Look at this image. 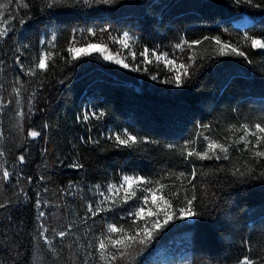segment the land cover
<instances>
[{
  "label": "trees",
  "instance_id": "16d2710c",
  "mask_svg": "<svg viewBox=\"0 0 264 264\" xmlns=\"http://www.w3.org/2000/svg\"><path fill=\"white\" fill-rule=\"evenodd\" d=\"M7 2L0 0V5ZM25 2L29 7L12 0L5 12L9 31L0 37V167L13 174L8 182L0 181V203L6 205L0 209V264H104L89 245H95L110 223L127 227L137 200L85 223L83 218L90 216L86 205L101 199L94 186L104 191L123 175L157 179L192 168L197 170L198 210L204 214L171 222L142 252L120 264H236L245 254L255 259L264 255V179L240 182L230 171L247 153L232 149L231 160L202 161L185 159L179 152L189 141H195L197 151L206 147L198 136L201 125L212 126L204 135L223 140L230 125L264 117V54L241 40L243 34L264 36V0H253L260 7L243 0H117L100 6H69L72 0H65L53 8L47 0ZM241 16L252 19L244 31L231 22ZM102 28L109 30L103 34L108 47L127 57L129 68L96 53L66 62L70 58L65 49L74 33L80 42H97L100 36L91 37L87 30L99 33ZM125 32L132 37L135 60L109 40V33L119 37ZM205 36H219L233 45L239 41L251 63L228 50L220 55L213 41L190 52L174 47ZM144 48L192 64L190 78L179 88L153 80L152 75L167 79L172 72L163 63H143ZM46 51L65 59L55 56L47 72L27 75ZM192 54L194 64L187 60ZM134 66L140 70L133 71ZM21 85L18 105L13 89ZM21 109L22 121L17 114ZM85 112L105 115L85 121ZM124 129L145 143L115 147L107 136ZM30 130L41 136L28 137ZM21 155L25 163L19 162ZM163 182L179 183L174 178ZM40 211L45 217H39ZM41 224L49 229L51 251L40 237ZM59 231L69 235L61 240L55 235Z\"/></svg>",
  "mask_w": 264,
  "mask_h": 264
},
{
  "label": "snow or ice",
  "instance_id": "6c2138e0",
  "mask_svg": "<svg viewBox=\"0 0 264 264\" xmlns=\"http://www.w3.org/2000/svg\"><path fill=\"white\" fill-rule=\"evenodd\" d=\"M21 7H29L25 0H17ZM65 0H47V6L49 8L63 6ZM117 0H72L69 6H75L79 4L83 5H113ZM244 3L249 5L260 7L259 4H253V0H243ZM12 0H8L6 4L0 5V37H5L8 34L9 28L5 24V12L11 6ZM24 23V20L20 21ZM109 32L107 28H102L99 33L93 29L87 30V35L91 37L100 36L97 42L86 41L80 42L76 38V34H73L72 40L69 46L65 49L70 59L66 62L72 63L92 56L94 53L99 54L104 60L112 61L123 68H129L130 65L125 62L127 57H122L119 51L113 52L108 47V42L103 39V34ZM53 41L55 36L52 37ZM109 40L112 43H119L121 49H127L129 55L133 60L136 59V52L131 49L130 41L132 37L127 33H123L122 36H112L109 33ZM241 40L246 44H249L251 49H256L264 54V36H251L243 34ZM204 41H213L218 46L217 51L220 55L234 54L239 57H243L249 63L246 53L240 50L239 41L233 45L231 42L222 41L219 36L208 37L203 39H197L189 42L183 40L181 43H177L174 47L180 52H190L194 46L201 45ZM228 50V51H226ZM151 55V59L149 56ZM55 56H59L60 59H65L56 53ZM55 56L53 52H43L35 66L27 70V75L36 76L38 72H47L49 70L50 62L55 63ZM143 57V63L161 64L168 68L172 75L167 79L158 78L156 75H152L153 80H159L160 83L174 84L176 87H182L189 77V68L192 64L181 61L177 62L179 57H170L167 52L158 53L157 50H150L144 48L140 53ZM195 55H189L188 61L195 63ZM133 71H139V66H134ZM21 87L14 88L13 92L18 97L16 103L20 105L22 103ZM33 97L35 93L32 94ZM11 103V101H9ZM4 107L3 98L0 97V108ZM31 112V109H29ZM18 116L22 121L25 117L24 111L21 109L18 111ZM105 114L103 112H85L83 120L87 121L90 117L100 119ZM22 127V124L20 125ZM47 127V125H45ZM201 131L198 132V136H203V139L207 142L206 147L203 150L197 151L192 145L195 141H189V143L183 145L179 152L181 156L188 160H231V150L238 149L241 153H247L246 158L241 164H234L230 169L231 175L236 177L240 182H246L248 180L264 179V117L260 118L259 122L249 124L247 122L230 125L227 129V135L223 137V140L215 139L211 136L204 135L205 131H211L212 126L204 124L200 126ZM3 131H0V139L3 138ZM28 137L35 139L41 136L40 131L30 130L27 133ZM107 139L112 141L117 148L131 149L138 147L145 143L144 140L137 135L128 131L127 129L119 132H111ZM98 143V141H92ZM243 144V148H239V145ZM171 147V146H170ZM3 151H0V156H3ZM19 162L25 163V157L19 156ZM75 168H82V164L73 165ZM223 171V169H220ZM12 173L7 168L0 167V181L8 182L12 179ZM174 178L178 181V184H168L163 181ZM43 179V177H41ZM197 179V170L192 168L191 172L185 173L183 171L174 173L168 172L166 175H161L157 179L146 178L142 175H123L120 182L109 183L104 191H101L99 184L95 185L96 193L101 197L99 202L95 205L88 203L86 205L87 213L90 216H85L84 222L87 223L89 218L94 219L96 216L101 215L105 211H112L115 207L127 204L130 200L136 199L137 204L129 210L130 224L117 226L115 223L107 225L105 231L100 236L96 237L95 245H89L94 247L98 253V258L104 264H120V262L130 261L136 254L142 252L148 245L152 243L159 230L165 228L173 221L192 220L204 213L198 210V196L197 185L194 183ZM73 185H69L72 188ZM169 189V191H165ZM174 189V190H172ZM142 193L140 197H137V193ZM207 192V189H205ZM215 195V194H213ZM6 205L0 203V209ZM37 209H40L42 205L37 198ZM39 217H45L43 211L39 212ZM143 222V223H141ZM49 229L43 224L40 225V237L44 243L48 246V249L53 250V240L48 237ZM61 240L69 235L68 231H59L55 233ZM248 242L245 241L247 251H251L250 247H247ZM264 251V248H262ZM87 264V260L85 261ZM236 264H264V255H261L259 259L252 258L245 254L236 261Z\"/></svg>",
  "mask_w": 264,
  "mask_h": 264
},
{
  "label": "rangeland",
  "instance_id": "374dc122",
  "mask_svg": "<svg viewBox=\"0 0 264 264\" xmlns=\"http://www.w3.org/2000/svg\"><path fill=\"white\" fill-rule=\"evenodd\" d=\"M231 22L236 29L244 31L252 23V19L247 16H241L232 19Z\"/></svg>",
  "mask_w": 264,
  "mask_h": 264
}]
</instances>
